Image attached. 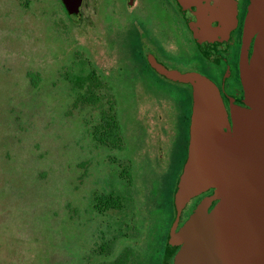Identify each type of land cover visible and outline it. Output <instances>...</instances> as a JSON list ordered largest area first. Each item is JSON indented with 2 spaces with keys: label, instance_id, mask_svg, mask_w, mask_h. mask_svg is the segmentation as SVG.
Returning <instances> with one entry per match:
<instances>
[{
  "label": "rangeland",
  "instance_id": "374dc122",
  "mask_svg": "<svg viewBox=\"0 0 264 264\" xmlns=\"http://www.w3.org/2000/svg\"><path fill=\"white\" fill-rule=\"evenodd\" d=\"M84 38L83 25L67 22L57 0H31L26 9L20 0H0V264H83L88 252L80 247L94 248L97 241L101 218L84 227V200L99 191L106 173L118 178L119 170L108 162L115 153L94 143L83 151L96 111L74 107L61 76L73 73L67 69L72 60L95 69L94 40ZM28 74L40 78L35 88ZM124 75L114 85L126 97L134 78L129 69ZM120 125L135 201L131 214L143 225L158 183L148 125L133 118Z\"/></svg>",
  "mask_w": 264,
  "mask_h": 264
},
{
  "label": "flooded vegetation",
  "instance_id": "af4514ba",
  "mask_svg": "<svg viewBox=\"0 0 264 264\" xmlns=\"http://www.w3.org/2000/svg\"><path fill=\"white\" fill-rule=\"evenodd\" d=\"M216 1L201 0L207 16L202 23L206 35L198 34L190 12L176 0H82L77 23H72L65 12L72 26L83 25L85 40L89 35L94 40L98 117L113 121V126L125 118L147 122L158 183L146 205L148 214L141 221L146 230L161 233L154 240L155 246L164 247L166 251L165 255L161 253L160 264H173L180 248L178 245L168 247L170 233L186 226L201 203H206L208 212L217 203L213 199L215 190L209 188L189 199L179 215L175 205V193L188 157L193 110V86L184 79L199 76L212 83L230 123L232 108H246L240 61L244 20L250 0H221L220 4ZM221 14L226 16L225 20L219 19L221 25H211ZM254 39H250L247 47L248 59L252 55ZM126 69L131 71L134 83L129 95L123 97L114 83L126 77ZM87 131H84L88 137L84 138L83 151L93 143V147L102 150L91 131ZM110 152L115 155L108 162L115 169L130 168L126 157L119 161L116 148ZM95 198V193L89 200L85 198L81 216L86 229L93 217L101 218L94 231L98 239L101 231L109 228L118 231L119 210L100 212ZM134 203V197L129 194L122 210L124 215L130 216L123 218L128 233L138 223L136 212L131 214ZM138 225L142 226L141 223Z\"/></svg>",
  "mask_w": 264,
  "mask_h": 264
},
{
  "label": "water",
  "instance_id": "95a60500",
  "mask_svg": "<svg viewBox=\"0 0 264 264\" xmlns=\"http://www.w3.org/2000/svg\"><path fill=\"white\" fill-rule=\"evenodd\" d=\"M176 1L190 12L198 34L206 35L201 0ZM60 2L77 23L82 0ZM219 19L226 16H216L211 25H221ZM243 43L240 78L246 108H232L231 123L212 83L199 76L184 79L193 86V110L175 205L179 215L189 199L209 188L217 203L210 212L201 203L186 226L170 233L168 247H180L173 264H264V0L249 1Z\"/></svg>",
  "mask_w": 264,
  "mask_h": 264
},
{
  "label": "trees",
  "instance_id": "16d2710c",
  "mask_svg": "<svg viewBox=\"0 0 264 264\" xmlns=\"http://www.w3.org/2000/svg\"><path fill=\"white\" fill-rule=\"evenodd\" d=\"M57 3L66 16L60 0H57ZM30 4L31 0H20V5L25 9L29 8ZM87 66L88 64L72 60L67 69L73 73L70 72L69 78L61 76L62 79L68 80L70 84L69 95L72 94L74 96L73 106L90 107L96 111L97 115L100 110L96 104L95 72L94 69H87ZM28 77L31 85L35 88L40 78L32 74H28ZM96 118L95 124L91 129L93 138L101 144V149L104 153H110L111 149L116 148L121 158V151L125 146V137L121 133L120 122H118V125L113 126L115 123L111 120H105L98 117V115ZM101 123H104V125ZM116 139L117 142L115 143ZM108 158L110 161L111 156ZM118 170L116 188H114V177L111 173H106L105 177L100 180L99 191L95 192L96 207L100 212L117 208L119 214H123V207L132 191L129 180L130 168L119 167ZM106 189L108 192H106ZM124 225L125 219L119 217L117 232L111 231L110 228L106 231H101L102 235H99L97 241L94 242V248L82 246L81 248L88 252L83 264H160L161 253L165 255L166 251L164 247L155 246L154 240L160 237L161 233L148 231L143 225L138 227L137 222L132 232L128 233ZM94 234L96 233L94 232ZM90 235H92V232ZM142 245H145V249L140 251V246ZM58 264H62V262Z\"/></svg>",
  "mask_w": 264,
  "mask_h": 264
}]
</instances>
